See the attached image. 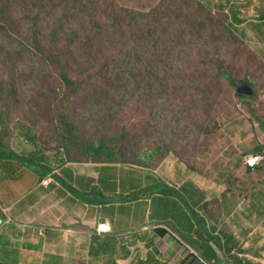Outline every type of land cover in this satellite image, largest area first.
I'll list each match as a JSON object with an SVG mask.
<instances>
[{
    "label": "rangeland",
    "instance_id": "374dc122",
    "mask_svg": "<svg viewBox=\"0 0 264 264\" xmlns=\"http://www.w3.org/2000/svg\"><path fill=\"white\" fill-rule=\"evenodd\" d=\"M4 1L10 2V6L6 8L9 16L0 17V20L10 18L15 24L11 23L5 28L3 25L0 28V118L5 119L8 130V133L4 134L3 142L21 154L30 155L40 151L48 157L50 165L57 168L60 163L64 164V161H69L65 148H63L67 141L63 136L62 125L59 121V117L64 112L70 115L71 120L77 124L79 132L84 133L85 137L90 139L89 141H94L92 139L98 134L111 136L113 133H118L120 126L126 124L127 140L121 143L126 145V153L124 158L118 157L120 160L118 162H123L122 164H112L115 165L116 170L111 168L107 171V167H99L97 169L100 175L99 180L90 179L82 174L85 172L83 170L80 172V167L72 173L67 171V176L70 179L71 175L77 176L75 183L79 184L82 189V194L79 193L81 198L94 199L101 204L99 212L101 221L105 220L107 214H113L118 210L117 203L129 202L126 205H121L122 211L124 207H135V198L139 196L148 198L150 194L154 193L152 186H156L158 189L161 188L160 186H165V182L168 183L166 175L175 174V171L171 173L160 168V174L155 173L164 163L170 165L176 162L182 165V173L187 172L186 167L192 172L189 167H193L202 173H214L216 176L226 173L228 175L236 168L235 165L239 163L244 165L247 155L254 154L257 147L264 146V21L259 18L261 14H264V0H232L238 11V14L236 13L238 19L242 22L232 21L228 0H196L211 8L213 14L220 13L230 17L231 26L243 39L241 49L247 48L248 51L236 53L234 49L238 47L234 43L226 42L221 46L222 59L226 71L233 74L234 80L241 79L253 84L257 94L256 99L238 98L235 85L232 86L226 80L222 81L223 86L219 93L220 105L213 113L205 112L200 104H194L191 96L162 94L152 100L151 97L144 98L143 89L139 87V80L136 81L133 78L134 75L135 78L141 76V81L144 80L151 66L156 67L158 58L162 54H165L164 59L167 60L170 53L180 50L185 42L187 45L181 51L185 52L187 56H183L174 65L184 72L192 68L193 74L198 68L199 57L203 55L199 49L208 48L206 44L208 41L204 38L197 39L198 42L187 35H185L186 40L184 37L178 38L179 35H184L185 27L167 23L165 25L168 27L166 41L158 46L157 58L152 57L148 67L145 63L141 65L142 73L140 75L135 73L140 70L136 63L142 55V50L129 52L132 50L133 42L128 41V48L121 44L115 46L105 56H99L98 61H95L91 55L88 56L89 60L95 64L93 71H97L98 67L107 61L109 69L118 66L122 71L131 73L128 75L130 76L129 82L132 84L128 90L123 95L116 94L115 98L109 101V103L117 101L114 120L107 116L109 103H100L99 99L96 100L93 95H89L85 104L76 100L71 105V110L63 108L64 105L61 104L64 98V89L58 74L31 47L32 19L34 16L36 19H43L42 25L49 29L55 22L65 19L66 14L59 4L49 5L48 9L54 5L58 6L50 13L36 15L38 8L33 7L30 2L36 3L37 0ZM158 1L96 0V3L103 4L102 8H105L107 2H112L113 5H117L114 6L115 9L124 6L138 11L148 10ZM172 3L170 2L169 6H174ZM38 5L43 8L44 3L40 2ZM193 7L195 8V6ZM83 10L84 6L81 4H78L76 8L72 5L69 17L75 18L73 23L75 29L84 19ZM183 12L188 13V10H183ZM171 14L174 16L173 12ZM29 19H31L30 23H24ZM66 27L67 30L70 28ZM14 29L16 32L13 31ZM193 36L197 37L196 34ZM204 37L208 38V36ZM209 45L208 51L219 50L213 45ZM83 58L84 56L80 58L79 63L83 62ZM77 67L81 68L82 66ZM147 68H149L148 71ZM171 72L177 74L175 70ZM144 85L145 83H143ZM179 87L180 84L177 85V90ZM196 92V85L192 84V95L195 97ZM203 119H206L207 122L216 119L222 128L212 137H205L199 134L196 129L203 124ZM121 144L119 143L120 146ZM159 147H162L160 152L158 151ZM136 153H140L141 158L145 159L151 154L154 155L147 162L143 159L139 160ZM71 154L72 157H79L76 149H71ZM36 160L40 161V158L37 157ZM80 160L82 162L74 163L86 162L84 157H80ZM230 164L233 166L231 167ZM22 165L16 160L9 161L4 165L0 163L1 264H16L18 251L21 246L24 247L19 240L14 243L10 234H21L24 237L25 227L29 226L30 230L34 228L31 222L24 221L10 223L9 227L6 225L11 212H6L4 208L13 202L18 203L20 200L23 202L17 206L27 208L34 200V195H30L33 191L30 185L32 183L36 185L40 180V176L34 170ZM176 169L178 170L179 167ZM105 171L107 172L105 173ZM23 174H28L31 178L19 179L18 177ZM111 175H114L116 179L113 182L106 178ZM127 176L136 177L127 180ZM260 193L262 194L259 192L257 197L259 196L260 203H263L264 197ZM176 201L175 204L164 209L166 211L164 216L170 218L169 224H172L171 222L175 219L181 221V206L192 212V200L189 198L187 188L178 192ZM141 204L148 210L151 219L161 218L154 198L151 203L137 205L141 206ZM121 222L131 228L125 221ZM180 223H185L186 227L189 224L186 218ZM124 224L123 227H125ZM119 235L116 238L113 237L108 250H99L98 255L91 253L90 249L89 252L86 251L84 255L80 256L78 251H73L77 258V261L74 260L75 264H118L117 260H122L124 256L122 243L129 237L127 233ZM105 242L109 241L103 237L99 238V244ZM62 245L63 243H60V247ZM30 248L39 249L41 245L38 244ZM55 251L56 254L59 253L58 248ZM48 255L45 264H59V262L63 264L65 261V258L57 255L52 256L50 253ZM24 260L26 259L24 258ZM33 264H39V261ZM41 264L43 263L41 262Z\"/></svg>",
    "mask_w": 264,
    "mask_h": 264
},
{
    "label": "trees",
    "instance_id": "16d2710c",
    "mask_svg": "<svg viewBox=\"0 0 264 264\" xmlns=\"http://www.w3.org/2000/svg\"><path fill=\"white\" fill-rule=\"evenodd\" d=\"M40 2L44 3L43 8L39 7L38 4ZM170 2H173L174 6H169ZM57 3L63 9L64 14H66L65 19H60L49 29H46L42 25L44 20L36 19V16H34L31 23V47L58 74V78L64 89V98L61 105H64L63 108H69V110H71V105L76 100L85 104L89 95H93L96 100L99 99L100 103H109L110 99L115 98L116 94L123 95L132 84L129 82V75L131 73L122 71L118 66L109 69L107 61L103 62L97 71H93L95 64L89 60L88 56L91 55L95 61H98L99 56H105L115 46L121 44L128 48V41L133 42L132 50L129 52H136L138 49L142 50V55L136 63L140 70H137L135 73L136 75H140L142 73L141 65L145 63L146 67H148L151 58H157L158 46L166 41L168 27H165V25L167 23L182 26V28L185 27L184 35L181 34L178 38L184 37L186 40L185 35H187L195 42H198L197 39L204 38L208 41L206 43L208 48L210 47L209 44H211L219 50L208 51V48L205 50L199 49L203 55L199 57L198 68L193 74L192 68L184 72L177 69L174 65L183 56H187L185 52L181 51L187 45L186 42L180 50L170 53L167 60L164 59L165 54H162L158 58L156 67L151 66L144 80L141 81V76L138 78H135V75L133 76L136 81L139 80V87L143 89L144 98L151 97L152 100L162 94L191 96L193 97L194 104H200L205 112L213 113L220 105L219 93L223 86L222 81L226 80L232 86H234L236 81L233 79V74L226 71L222 59L221 46L226 42H230L238 47L234 49V52L248 51L247 48L241 49L243 39L240 38L236 30L231 26L230 17L220 13L213 14L212 9L200 1L159 0L148 10L138 11L124 6L115 9L114 6L117 5H113L112 2H107L105 8H102L103 4L96 3V0H37L36 3L30 2L33 7L38 8L36 15L56 10L58 8L57 5L52 6L50 9H48V6ZM78 4L84 6V19L80 21V26L78 25L77 29H75L73 26L75 18L69 16L72 5L76 8ZM228 4V8L232 14V21L242 22L238 19V11L235 9L233 1L228 0ZM8 6H10V2L0 0V17L9 16L6 9ZM221 6L223 7V5ZM183 10H188V13H184ZM172 12L174 16H172ZM77 14L78 10L76 16ZM259 18L264 21V14H261ZM30 21L31 19L25 20L24 23H30ZM11 23L15 24L10 18L0 20V28L3 25L4 28L10 26ZM66 26L70 28L67 30ZM189 29L191 30L188 31ZM13 31L16 32L15 29ZM194 34L197 37L193 36ZM204 36H208V38ZM82 56H84L83 62L79 63ZM79 65L82 67L78 68L77 66ZM172 70H175L177 74L172 73ZM143 83H145L144 86ZM248 83L254 90L253 94L242 95L236 91L238 98L249 100L257 98L253 84L250 81ZM178 84H180V87L177 90ZM192 84L196 85L197 88L196 97L192 95ZM108 105L107 116L114 120V114L117 112V101H111ZM196 116L198 117L199 115L197 114ZM59 121L62 125L63 136L67 141L64 143L63 148H65L69 161H64V164L82 162L80 157L85 158V163H123L118 161H120L119 158H124L126 153V145L121 144L127 140L126 124L120 126L118 133H113L111 136L109 134H98L92 139L94 141H89L90 139H87L84 133L79 132L77 124L71 120L67 112H64L59 117ZM5 122V119L0 118V163L4 165L9 161L16 160L21 165L23 164L34 170L40 176V179L45 178V176L53 171L52 167L46 163L48 157L40 151L33 152L30 155L21 154L4 143V134L8 133ZM221 126L216 119L210 122L203 119V124L196 127V129L199 134L210 138L219 132L222 128ZM71 149H76L79 157H72ZM161 150L162 147H159L158 151L160 152ZM263 151L264 146H260L257 147L254 154L246 156L245 160L256 154L263 156L262 162L255 168L246 165L247 170H250L248 171V175L264 177ZM135 155L139 160L143 159L148 162V160L153 158L154 154H151L146 159L141 158L140 153H136ZM37 157L41 161L36 160ZM189 168L192 171L203 174L199 169ZM253 183L254 185L256 184V182ZM152 187H154L152 191L157 193L171 194L177 192L174 188L167 185L160 186L161 188L159 189L155 188L156 186ZM99 238L97 236L94 237L93 245L90 247L91 253H95V255L99 254V250H108L112 244V239L110 238H106L109 242L99 244Z\"/></svg>",
    "mask_w": 264,
    "mask_h": 264
},
{
    "label": "crops",
    "instance_id": "0c3cea01",
    "mask_svg": "<svg viewBox=\"0 0 264 264\" xmlns=\"http://www.w3.org/2000/svg\"><path fill=\"white\" fill-rule=\"evenodd\" d=\"M46 163L53 171L40 179L38 184L30 185L33 203L21 208L17 206L23 202L20 200L4 208L6 212H11L6 223L8 227L17 221L34 225L33 230L29 226L24 228V237L10 234L14 243L19 240L24 246L18 251L16 264H33L37 261L45 264L49 253L65 258L63 264H75L77 258L73 251H78L79 256L89 252L94 237L113 239L122 233H127L129 237L122 243L124 256L122 260H117L118 264H264V202L260 203L257 197L259 192L264 197V177L248 175L250 170H247L245 162L244 165H235L231 174L221 176L191 172L187 167V172L182 173V165L164 163L155 173L160 174V168L171 173L175 171V174L166 175L168 183L165 182V185L177 192H154L148 198L139 196L135 198V207H124L123 211L121 205L129 202L117 203L116 213L107 214L104 221L100 220L101 204L94 199L81 198L79 193L82 194V189L75 183L77 176L71 175L70 179L67 171L72 173L80 167V172H85L82 174L99 180V167H107L109 171L111 168L116 170L115 165L69 162L53 168L49 159ZM24 177L31 178L28 174L18 178ZM134 177L127 176V180ZM106 178L111 182L116 180L114 175ZM47 180L49 184H44ZM184 188H187L192 200V212L181 206V221L175 219L169 224L170 218L164 216V209L177 202V194ZM153 198L161 217L158 220L151 219L142 204L137 205L151 203ZM184 218L189 222L188 227L180 223ZM98 220L109 223L112 232L105 236L96 235ZM60 243H63L62 247ZM38 244L41 248H30ZM57 248L58 254L55 251Z\"/></svg>",
    "mask_w": 264,
    "mask_h": 264
},
{
    "label": "built area",
    "instance_id": "2783aa9c",
    "mask_svg": "<svg viewBox=\"0 0 264 264\" xmlns=\"http://www.w3.org/2000/svg\"><path fill=\"white\" fill-rule=\"evenodd\" d=\"M262 160H263L262 155H259V154L252 155L246 160V165L248 167L255 168L257 165H259L262 162ZM43 183L48 184L49 181L47 180V181H44ZM111 232H112L111 225L107 222H102V223H98L95 234L96 235H106V234H110Z\"/></svg>",
    "mask_w": 264,
    "mask_h": 264
},
{
    "label": "water",
    "instance_id": "95a60500",
    "mask_svg": "<svg viewBox=\"0 0 264 264\" xmlns=\"http://www.w3.org/2000/svg\"><path fill=\"white\" fill-rule=\"evenodd\" d=\"M235 88L237 93L242 94V95H252L253 94V88L250 86L248 81L245 80H236L235 83ZM99 223V220L97 221V224Z\"/></svg>",
    "mask_w": 264,
    "mask_h": 264
},
{
    "label": "clouds",
    "instance_id": "9594fccd",
    "mask_svg": "<svg viewBox=\"0 0 264 264\" xmlns=\"http://www.w3.org/2000/svg\"><path fill=\"white\" fill-rule=\"evenodd\" d=\"M245 165H246V160H245ZM50 182V181H49ZM49 184V183H48ZM47 185V184H46ZM99 223H102V222H99ZM97 228V227H96ZM96 228H95V231H96ZM108 235V234H106ZM98 236H105V235H98Z\"/></svg>",
    "mask_w": 264,
    "mask_h": 264
}]
</instances>
